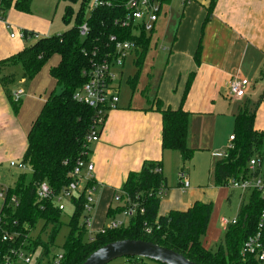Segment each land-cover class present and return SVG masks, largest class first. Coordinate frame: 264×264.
Instances as JSON below:
<instances>
[{"label":"trees","instance_id":"16d2710c","mask_svg":"<svg viewBox=\"0 0 264 264\" xmlns=\"http://www.w3.org/2000/svg\"><path fill=\"white\" fill-rule=\"evenodd\" d=\"M33 0H0V11L4 14L11 8L18 12L31 14ZM68 3L64 21L70 18V5L79 0H65ZM81 9L77 15V26L55 36H38L24 30V40H35L22 52L1 62L6 65H20L27 80H33L49 59L57 55L59 62L51 71L60 93L52 92L44 104L41 113L35 119L28 134V147L23 157L24 165L32 170V179L26 184L25 177L20 176L13 189L7 194L6 202L0 214V263L3 258L24 245L33 256L34 264H53L57 254L63 255L61 264H83L95 251L105 245L122 240H136L153 243L159 247L174 251L195 264H258L250 258L242 262L240 253L245 242L258 233L262 221L264 201L258 192H252L248 203L239 210L237 224L231 225L225 232L221 246L216 252H208L202 245L213 211L212 203H195L184 212H171L159 215L160 191L166 187V178L162 172V164L147 161L138 173H130L122 187V196H117L123 204L114 211L108 210V217H115L127 208L128 202L144 208V214H137L129 220L127 226L108 231L106 234L94 233L88 237L86 223L80 224L81 218L86 220L84 204L86 195L82 193L71 200L74 213L70 220V231L64 247L55 252L54 241L62 227L61 212L53 200L40 201L37 197L38 187L45 183L56 195H60L70 182V174L80 159L89 161L91 145L87 136L93 126L95 111L78 103L74 96L87 82L84 75L91 67L92 59L97 51V59H101L113 44L111 37L120 42L135 45L131 50L137 57V64H142L144 56L152 43L153 32L146 33L132 27H121L126 19L129 0H100L103 5L93 7L92 0H80ZM164 6L170 0H159ZM217 0H213L209 12L215 8ZM86 9L89 15L85 17ZM4 15H0L3 19ZM87 23L90 33L86 37L80 35L79 28ZM261 75H264L262 73ZM138 77L135 79L137 80ZM3 87L8 88L10 78H1ZM15 107L12 92L7 91ZM264 102V92L252 107L244 106L235 120V135L231 148L224 158L214 165V183L216 186L229 185L230 181L258 176L264 165L262 149L264 134L255 130V114ZM153 107L162 115L164 150L175 151L181 155L183 163L190 162L195 151L188 147L189 115L182 107L173 110L165 108L161 101H155ZM107 118V116H106ZM105 118V121H106ZM104 121V124H105ZM103 124V127H104ZM102 132V129L101 131ZM256 158L260 167L256 172L249 170L250 161ZM94 186V181H89ZM114 197V198H115ZM15 199V202L12 201ZM14 204V207L12 205ZM42 222L41 234H48V241L39 236L32 240L30 234ZM3 231L17 233L15 243L2 240ZM264 245V229H263ZM25 238L28 239L25 240ZM40 253H37V251ZM130 264H145L142 258H125Z\"/></svg>","mask_w":264,"mask_h":264},{"label":"crops","instance_id":"0c3cea01","mask_svg":"<svg viewBox=\"0 0 264 264\" xmlns=\"http://www.w3.org/2000/svg\"><path fill=\"white\" fill-rule=\"evenodd\" d=\"M212 1L170 0L163 6L152 37L162 60L152 87L154 93L150 97L144 91L146 99L142 96L137 101L121 103L119 99L117 108L107 114L99 141L91 145L89 162L94 166L97 206L106 211L115 195L122 191L128 175L140 172L147 161L161 163L164 176L178 172L180 179L183 172L189 183L184 188L180 180L179 187L168 189L166 179L160 196V216L187 211L195 203H212L206 198L211 186L192 188L181 155L163 149L162 115L153 107L155 101L173 110L182 107L189 115L188 147L200 152L218 145L214 140L204 143L198 137L200 131L208 130L206 125L210 121L218 120L224 113L230 116L229 108L238 105L236 120L241 108L252 107L263 94L264 0H217L214 10L209 12ZM6 12L8 15L0 20V63L22 52L33 41L22 39L21 31L48 36L31 16L32 12L26 14L14 8ZM11 31H15L14 37ZM19 66L0 64V166L24 157L32 124L50 96L52 81L56 85L48 76L43 81H38L39 75L28 81L23 68L18 71ZM3 77L10 78L8 88L1 83ZM233 80L250 83L241 101L230 95ZM7 91L21 92V103L16 110ZM41 94L44 95L39 98ZM255 130L264 134V102L255 114ZM220 154L214 153L212 159L219 161ZM250 195L241 194V206Z\"/></svg>","mask_w":264,"mask_h":264},{"label":"rangeland","instance_id":"374dc122","mask_svg":"<svg viewBox=\"0 0 264 264\" xmlns=\"http://www.w3.org/2000/svg\"><path fill=\"white\" fill-rule=\"evenodd\" d=\"M92 5V1H90ZM70 9V18L69 21H64L68 3L65 0H33L31 5V16L35 21L45 29L48 36L61 35L64 32L73 29L77 26V15L81 9V1L72 2L69 4ZM0 15H8L7 12L4 14L0 11ZM89 15V10L86 9L85 17ZM14 34L15 31H11L10 35ZM35 40L31 41L29 44L33 43ZM159 50L155 49L153 42L150 45L147 53L144 56L143 63L137 64V57L131 51L126 54V59L124 66H115L112 68L114 74L123 72L122 76H119V73L116 75V78L113 81V86H116L120 89L119 99L122 102L130 100H141L142 96L146 99V96H152L154 93L153 86L155 81L159 76V63H162V60H159ZM157 55V56H156ZM59 62V57L57 55L52 56L49 61L44 65L41 72L38 74V81H43L45 76H48L51 79V71L57 67ZM12 69V68H11ZM22 71L21 66L18 67V71ZM37 75V76H38ZM36 76V77H37ZM35 77V78H36ZM138 77L137 80H135ZM34 78V79H35ZM33 79V80H34ZM30 81V80H28ZM32 81V80H31ZM11 86V85H9ZM12 88V87H11ZM146 96L144 95V92ZM51 92L60 93V89L52 81L51 83ZM44 94L39 95L42 97ZM145 96V97H144ZM42 99V98H41ZM43 108V107H42ZM230 109V116L227 114H221L218 120L210 121L207 126V131H200L198 137L203 140L204 143L211 142L214 140L218 144L214 149L208 148V150H202L200 152H195L192 160L185 162L184 170L190 174V181L192 188H208L211 186V191L206 192V198L209 202L213 203V211L209 221L208 229L206 235L202 239V245L208 252H216L221 246V243L224 238V229L221 226V218L233 219L237 217L239 208L241 206V191H233L231 187V182L229 185L215 186L214 179L211 178L214 174V163L218 159H212L214 153L220 152L224 155L231 147V143L228 142L230 135H235V114L238 112V105ZM40 112L39 114L41 113ZM189 133V132H188ZM220 141V142H219ZM263 161H264V144L262 149ZM16 164V168L10 167V163L0 166V214L3 211L4 204L6 202L7 194L10 189L15 187V184L20 176L25 177L26 184H29L32 179V170L29 165H24L23 158L13 160ZM262 172H264V165L262 166ZM165 173V172H164ZM169 176V177H168ZM165 177L167 179L168 189L172 187H179L180 179L178 178V172L176 174L171 173ZM119 197L122 196V193L118 192ZM231 195V202L228 203V197ZM95 208L91 212L90 225L88 226V235L96 232L103 227H107L112 221L122 223L124 226L129 224L128 218L124 217L122 213L116 214L114 219L113 217H108V211L97 206V199L95 193L93 195ZM248 196L244 198V203H248ZM13 207L14 204L12 203ZM97 206V207H96ZM123 204L120 200L116 198L111 201L109 208L111 207L114 211L121 208ZM74 213V208L67 204V210L62 218V227L57 234L54 241V250L55 252H60L64 247L66 238L70 231V220ZM85 223V219L81 218L80 224ZM43 223L38 222L36 228L32 230L30 236L32 240H35L39 236L43 241H48V234H41ZM28 241V240H27ZM37 253H40L38 250ZM145 264H159L149 260L144 261ZM110 264H130L125 258L118 259Z\"/></svg>","mask_w":264,"mask_h":264},{"label":"built area","instance_id":"2783aa9c","mask_svg":"<svg viewBox=\"0 0 264 264\" xmlns=\"http://www.w3.org/2000/svg\"><path fill=\"white\" fill-rule=\"evenodd\" d=\"M103 5L100 0H92L93 7ZM126 19L120 23L121 27L137 28L144 30L146 33L155 31L157 23L162 15L163 6L159 0H129L127 6ZM1 20V19H0ZM80 35L86 37L90 33V28L87 23H84L80 28ZM15 35L13 34L12 37ZM19 36L24 39V33L21 31ZM110 42L113 44V48H110L108 52L102 56L101 59H97L98 52L94 54L95 60L92 59L91 67L88 71L84 72L87 78V82L82 89L76 93L74 99L95 111L93 126L90 133L87 136V142L93 144L99 141L101 136V129L103 131V124L107 114L115 110L119 103V92L116 86H113V81L116 78L112 68L115 66H124L126 54L135 48L133 43L120 42L116 37H111ZM122 72V71H121ZM120 72V73H121ZM119 73V75H120ZM250 86L247 80H233L230 83V95L233 99L241 101L244 99L245 94ZM15 102L21 101V92L12 93ZM234 136L230 138V142L233 143ZM232 146V145H231ZM231 148V147H230ZM221 158H224L225 154H220ZM10 166L16 168L17 164L11 162ZM260 167V163L256 158L250 161L249 170L256 172ZM94 166L85 160H78L73 171L70 174L71 182L69 186L62 191L60 195H56L54 191L45 183L41 184L37 189V197L40 201L53 200L56 206L61 212L67 210V204H71V200L78 195L85 193L86 202L84 204V212L86 215V227L90 225L89 218L91 212L95 208V202L93 195L96 193V186H89V181L93 180L92 173ZM180 180L184 188L189 187V183L185 177V174L181 172L179 174ZM232 189L241 191L242 193L258 192L264 201V173H260L256 177L243 179L241 181H232ZM163 194V189L160 191L159 196ZM0 197L2 195L0 194ZM117 200L119 198L115 197ZM15 202V199H12ZM144 214V208L138 204H132L128 202L127 208L123 212V216L132 219L137 214ZM262 221L258 226V233L248 239L242 247L240 256L243 263H246L250 258L254 259L258 264H264V245H263V229H264V212L261 215ZM1 223V218H0ZM222 228L226 231L231 225L237 224V218L229 220L222 218L220 220ZM123 226L122 223L112 221L107 227L92 232L106 234L108 231L120 229ZM20 236L17 233H10L3 231L2 240L7 243H15L16 238ZM25 240H28L25 238ZM29 245L26 241L21 247L11 250L8 255L3 258V262L0 264H34L33 256L29 250L24 247ZM63 261V255L57 254L53 261V264H61Z\"/></svg>","mask_w":264,"mask_h":264},{"label":"water","instance_id":"95a60500","mask_svg":"<svg viewBox=\"0 0 264 264\" xmlns=\"http://www.w3.org/2000/svg\"><path fill=\"white\" fill-rule=\"evenodd\" d=\"M123 258H142L159 264H195L174 251L136 240L109 243L92 253L83 264H110Z\"/></svg>","mask_w":264,"mask_h":264}]
</instances>
